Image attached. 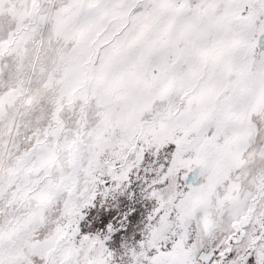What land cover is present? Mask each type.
I'll list each match as a JSON object with an SVG mask.
<instances>
[{"label":"snow or ice","instance_id":"1","mask_svg":"<svg viewBox=\"0 0 264 264\" xmlns=\"http://www.w3.org/2000/svg\"><path fill=\"white\" fill-rule=\"evenodd\" d=\"M133 170L127 264H264V0H0V264H115Z\"/></svg>","mask_w":264,"mask_h":264},{"label":"rangeland","instance_id":"2","mask_svg":"<svg viewBox=\"0 0 264 264\" xmlns=\"http://www.w3.org/2000/svg\"><path fill=\"white\" fill-rule=\"evenodd\" d=\"M150 161L146 158L145 166ZM143 170L129 173L128 179L123 182L119 189L110 192L108 195L97 196L94 209H86V215L95 218L83 229L90 234L99 235L101 238L106 228L99 223L101 216L107 217L115 230L106 241V246L113 252L115 264H127V251L135 248L144 239L147 216L154 207V201L147 198ZM114 183V182H110Z\"/></svg>","mask_w":264,"mask_h":264}]
</instances>
